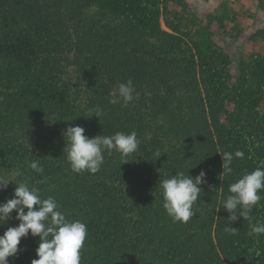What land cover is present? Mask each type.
I'll return each instance as SVG.
<instances>
[{
  "label": "trees",
  "instance_id": "trees-1",
  "mask_svg": "<svg viewBox=\"0 0 264 264\" xmlns=\"http://www.w3.org/2000/svg\"><path fill=\"white\" fill-rule=\"evenodd\" d=\"M173 1L186 5L181 0ZM164 4L166 0L0 1L4 24L13 27L15 34L6 32L0 38V55L29 74L21 84L24 90L0 98V174L18 170L20 165L17 181L27 180L40 190L42 198L54 197L67 218L84 223L94 220L97 224L92 226L101 228L112 241L111 247L106 245V252L115 253L113 258L104 255L98 264H129L124 257L133 241L134 250L143 256L140 264H264L263 236L248 234L250 224L264 222V199L254 208L255 219L244 226L220 221L216 241L214 225L200 223L208 217L214 219L216 213L214 207L205 204L207 200L217 203L221 189L229 195L234 177L247 168L253 171L264 161V144L258 140L264 129V114L254 110L256 92L248 91L242 79L225 95L228 79L223 70L228 59L217 55L215 47L211 53L209 32L200 35L197 31L194 47L202 56L204 85L211 93L210 116L202 98L179 100L176 92L180 87L192 89L196 85L192 65L196 64L195 53L187 41L161 28L160 10ZM94 7L115 14L118 21H104L98 12L78 25L76 14H85ZM224 7L225 17L230 8ZM57 44L62 51L68 46L77 53L74 61L86 79L76 91L55 81L52 58ZM39 60L42 70L35 74ZM179 61L185 63V68L191 67L192 77L181 81ZM259 66V72L264 73V64ZM129 79L135 88L133 101L127 105L122 100L110 103L117 85ZM258 81L264 83L263 79ZM156 94L159 114L153 108L157 101L151 97ZM230 101L235 112L227 108ZM96 108L104 113L100 118L92 116ZM223 112L232 126L229 135L220 122ZM36 121L39 124L31 133L29 126ZM9 123L19 126L15 136L19 143H3ZM77 125L90 138L135 131L140 141L138 151L123 163L125 158L118 151L106 150L100 171L77 174L64 152V131ZM236 150L243 151L244 158H234L233 173L222 177V153ZM207 155L210 157L205 159ZM33 160L39 161L43 174L29 167ZM201 170L206 172V182L200 185L196 214L190 219L198 227L191 229L192 225L174 222L166 213L160 182L177 172L195 177ZM45 178L46 182L41 183ZM15 187L10 183L6 191H0V202L11 198ZM133 223L138 230L134 233ZM227 225L237 228V234L226 233ZM1 228L5 231V226L0 227L3 235ZM104 234L97 232L95 238L103 240ZM219 253L224 259L216 261ZM31 262L16 256L8 258V264Z\"/></svg>",
  "mask_w": 264,
  "mask_h": 264
},
{
  "label": "rangeland",
  "instance_id": "rangeland-1",
  "mask_svg": "<svg viewBox=\"0 0 264 264\" xmlns=\"http://www.w3.org/2000/svg\"><path fill=\"white\" fill-rule=\"evenodd\" d=\"M2 1V0H0ZM29 3L34 4L36 0H26ZM164 1V0H160ZM186 5L182 4V2L177 3L173 0H166V4L162 5L161 8V28L165 31H168L177 37H181L185 41L190 44V47H194V39L195 33L200 31V35L205 32H209L211 34L212 43H211V53H214V48H217V55L221 54L227 57L228 62H226V67L223 70V75L228 79L227 88L224 89L225 95L230 93V89H234L236 84H238L242 79H244V84L248 91L256 92L255 97V108L254 110L258 113L264 114V83H260L258 80L263 79L264 82V73H260V66L264 64V0H181ZM34 2V3H33ZM230 8V13L224 17L223 13L226 11V7ZM98 12L103 15L104 21H112V23H116L118 18L113 13H108L106 10H101L99 8L94 7L90 12H86L85 14H81L78 12L76 14L75 21L78 25L82 23H86L87 19L93 15H98ZM8 13L4 14L6 17ZM229 14V15H228ZM3 8L0 6V38L8 35V32L13 35L14 30L13 27H7L4 24L3 20ZM3 20V21H2ZM171 25H168V23ZM59 44L55 47L52 64L56 67V74L54 76L55 81L60 83H64L68 88H71L73 91H76V88L80 89L85 83L86 76L82 72H80L79 67L76 65L74 59L77 55L76 51L72 48L70 49L68 46H64V51H62ZM198 50L194 47L193 53H195V61L196 64L192 63L194 68L196 69L195 74L197 77L196 85L199 86L200 91L197 89L196 85L192 86V89H186L185 86L180 87L176 92V97L180 100L181 98L184 100L187 99H203L205 103V107L207 110V114L210 116V99L207 92V88L204 85L205 76H203L204 67H202V56ZM207 55L210 54L207 52ZM213 55V54H212ZM182 61V60H180ZM177 63V70L179 77L182 78L181 81L188 79L189 76L192 77V69L187 65L185 68V63L180 62ZM187 63V62H186ZM41 62L39 60V64L35 65V74L37 71H41L42 67H40ZM170 67H176V65H170ZM257 69V70H256ZM37 70V71H36ZM245 71V72H244ZM28 73L22 68H20L17 64L10 62L6 57L0 55V98L3 99L5 95L24 90L21 87L23 83V79L28 77ZM191 81V80H190ZM185 85V82H184ZM190 91V92H188ZM202 92V93H200ZM174 93L173 91H168L167 94ZM140 97V93H138ZM154 97V100H158L159 94L151 95ZM198 104H195V107ZM227 108L228 110L235 112V105L232 101L228 102ZM154 111H157L159 114L160 104L158 101L153 107ZM200 108V107H196ZM162 118V117H161ZM160 118V119H161ZM220 122L224 128V133L229 135L232 129L231 123L228 120V116L226 113L220 114ZM14 123L8 124V129L5 130L7 136H3V143H9L11 141H15V136L18 133L19 126L12 125ZM39 124V122H34L33 125L29 126L31 129V133H33V128L35 125ZM264 124V122H261ZM12 125V126H11ZM261 138L258 140H262L261 143L264 144V129L261 130ZM14 137V138H13ZM238 143V142H237ZM239 144V143H238ZM236 144V146L241 147V145ZM168 149V148H166ZM261 152L264 156V147L261 148ZM222 153V152H221ZM214 153L211 152V155ZM210 156L207 155L205 159H208ZM18 171H21V166L17 165ZM252 169L247 168L245 172H251ZM242 173V174H243ZM5 174H8L6 172ZM241 174V175H242ZM241 175L233 178L237 180ZM170 176H168L169 178ZM224 177V175L222 176ZM234 183V182H233ZM211 184V183H210ZM262 192L259 194L261 195ZM230 195V193H229ZM227 191L224 192V189H221L218 194V202H213L212 200H207L205 204H209L212 207L217 208L221 207L220 203L227 197ZM216 197V194L214 195ZM214 199V198H213ZM255 208V207H254ZM214 219L207 218V220H201L200 223L204 224H213V238H215V230L216 226H219L220 221H229L228 216L229 213L223 208L220 209L219 212L215 209ZM256 213L253 212L250 214V219H255ZM67 216V215H66ZM68 217V216H67ZM134 218V216H132ZM249 219L244 220L242 217L237 221L232 222L236 225V227H242ZM89 222L86 223L88 229V235L85 240V244L81 250V264H98L101 261V257L104 255L108 258H113L115 253L106 252V245L112 246V241L110 238H106L104 231L101 228L93 227L94 220L88 219ZM19 221L15 219L10 220L7 224H5V230L10 226H17ZM97 224V223H95ZM186 226L192 225L191 229L198 227V224H194L192 220L184 223ZM183 225L182 227H184ZM208 227V226H205ZM132 232H137V227H134V223L131 226ZM146 229V228H145ZM4 232V230L1 228ZM113 231L114 228H113ZM97 232H103L102 239L95 238ZM134 235V234H133ZM39 237H33L31 234L27 238H21V243L19 247L23 249L18 253L16 258H25L28 261L37 259L36 248L38 247ZM264 241V236H263ZM132 246L126 249V254L124 259L128 261L129 264H140L143 256H139L137 249L134 250V241L131 242ZM90 257V258H88ZM115 259V258H114ZM217 260H223L224 256L219 253L218 257L214 258Z\"/></svg>",
  "mask_w": 264,
  "mask_h": 264
},
{
  "label": "clouds",
  "instance_id": "clouds-1",
  "mask_svg": "<svg viewBox=\"0 0 264 264\" xmlns=\"http://www.w3.org/2000/svg\"><path fill=\"white\" fill-rule=\"evenodd\" d=\"M134 84L131 79L117 85L116 94L110 99V103L116 104L121 100L124 105L134 99ZM92 116L100 118L104 113L101 109L92 110ZM67 143L64 152L71 170L77 174L88 172L95 174L100 171L104 163L103 153L107 150L118 151L127 161V157L138 151L140 141L137 133L116 132L111 136L97 135L88 137L81 126L68 127L64 131ZM244 152L236 150L222 153V173L228 176L233 173L232 163L234 158L243 159ZM29 167L36 173L43 174L44 169L38 160L29 161ZM20 173L15 170L8 174H0V191H6L10 183H14L11 198L0 202V227L13 219L19 221L17 226H10L0 235V264H8L9 257L18 255L21 238H27L29 234L39 237L36 248L37 259L31 264H81V250L88 235L86 223L80 220H72L60 210L57 200L48 196L42 198L40 190L30 186L27 180L17 181ZM46 182V178L41 183ZM206 182V172L201 170L195 177L184 172H177L160 182L164 209L174 222H188L196 211L194 206L201 193L200 185ZM228 195L221 207L215 208L217 212L221 208L229 213V221L235 222L239 218L250 219V214L259 201L264 199L259 193L264 191V161L251 172L243 173L234 183L229 185ZM35 206V207H34ZM250 236H264V222L257 221L250 224ZM224 231L230 235L237 234L238 229L226 226Z\"/></svg>",
  "mask_w": 264,
  "mask_h": 264
}]
</instances>
